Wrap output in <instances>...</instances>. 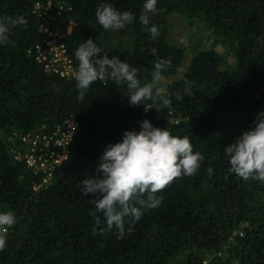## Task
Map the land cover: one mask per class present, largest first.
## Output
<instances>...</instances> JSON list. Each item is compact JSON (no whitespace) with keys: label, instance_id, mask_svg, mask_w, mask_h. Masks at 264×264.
<instances>
[{"label":"trees","instance_id":"obj_1","mask_svg":"<svg viewBox=\"0 0 264 264\" xmlns=\"http://www.w3.org/2000/svg\"><path fill=\"white\" fill-rule=\"evenodd\" d=\"M144 2L0 0V18L27 20L26 26L10 27L12 43L0 45V203L16 218L5 233L0 264H264V183L230 174L224 151L264 111V0H157V12L149 14V27L155 24L161 33L155 40L139 19ZM37 3L63 6L52 11L49 26L64 36L74 65L79 42L97 44L112 32L96 21L100 4L130 11L135 16L130 46L114 57L139 69L142 83L151 81L152 48L159 57L171 58L172 67L162 75L175 76L182 67L184 50L169 43L171 16L190 25L200 22L213 43L168 85V107L145 113L143 105L130 106L127 86L112 80L94 82L81 102L74 78L49 75L36 60V45L45 39L34 12ZM70 22L74 28L69 32ZM217 46L233 58L230 69H223ZM186 80L194 85L191 97L183 94ZM177 92L181 100L175 99ZM72 118L78 127L69 158L52 185L35 192L41 176L24 162L12 161L3 137L14 131L52 134ZM143 120L173 136H188L194 152L204 156L201 168L157 193L164 197L162 204L145 211L131 234L128 218L122 239L115 229L93 234L89 201L95 197L81 195L78 185L95 175L106 147L122 142L125 131L139 132ZM97 215L106 228L103 214Z\"/></svg>","mask_w":264,"mask_h":264},{"label":"clouds","instance_id":"obj_2","mask_svg":"<svg viewBox=\"0 0 264 264\" xmlns=\"http://www.w3.org/2000/svg\"><path fill=\"white\" fill-rule=\"evenodd\" d=\"M156 12L157 0H145L139 19L152 40L161 34L157 25L149 27V14ZM95 18L106 32L123 30L135 21L130 11L121 12L110 3L100 4ZM18 25L26 26L27 20L23 16L0 18V45L12 43L8 35L10 27ZM150 53L156 57L151 81L142 83L138 78L139 69L121 61L119 56L109 59L92 39L79 42L74 52L78 61V68L74 72L77 99L83 102L94 82L112 80L118 85L127 86L124 96L129 98L130 106L143 105L145 113L168 107L170 100L165 95V89L159 85L163 79L162 72L172 67V61L171 58L159 57L156 48H152ZM184 83L183 94L189 97L195 95L193 82L186 80ZM175 99H182L180 92L175 93ZM140 127L139 132L125 131L122 142L109 144L100 157L95 175L85 178L78 185L81 195L95 197L89 201L94 205L90 213L94 218L93 234L97 233V229L101 234L115 229L117 238L122 239L125 236V218H128L127 232L131 234L145 211L157 209L162 204L164 197L157 196V193L166 189L176 178L182 175L191 177L201 168L204 156L198 151L194 152L188 136H173L167 129L156 128L148 120H143ZM224 151L230 174L245 182L264 183V111L258 112L252 127L237 136ZM206 171L211 176L213 168L209 166ZM53 180L54 177L39 191L52 185ZM98 213L103 214L106 228L102 227ZM15 223L13 212H0V251L6 247L5 233ZM233 264H239V261Z\"/></svg>","mask_w":264,"mask_h":264},{"label":"built area","instance_id":"obj_3","mask_svg":"<svg viewBox=\"0 0 264 264\" xmlns=\"http://www.w3.org/2000/svg\"><path fill=\"white\" fill-rule=\"evenodd\" d=\"M53 8L59 12L63 6L37 3L34 7V12L41 22V33L45 35L43 43L36 45V60L43 65L49 75H59L71 80L74 78L78 65H74L73 60L67 54V49L62 43L64 36L53 31L49 26V22L53 20L51 17ZM73 28L74 23L70 22L69 32ZM77 127V121L72 118L52 134L14 132L7 138L6 144L12 161L24 162L27 167L31 168L34 175L41 176L42 182L35 185V191L49 184L57 170L68 160L70 145L76 135L74 131ZM203 264H207V261Z\"/></svg>","mask_w":264,"mask_h":264},{"label":"rangeland","instance_id":"obj_4","mask_svg":"<svg viewBox=\"0 0 264 264\" xmlns=\"http://www.w3.org/2000/svg\"><path fill=\"white\" fill-rule=\"evenodd\" d=\"M61 4H58V6ZM54 11V8H53ZM170 36L169 43L172 46L182 48L184 50V60L179 73L175 76L162 75L163 79L160 82L161 87L165 89V95L168 94V85L174 81L179 80L190 68L191 60L202 50L210 49L213 39L210 37V32L203 27L200 22L190 25L181 16H171L170 19ZM131 25H127L125 29L112 31L110 34H105L100 37L98 47H101L107 53L109 59L114 57L116 52L125 50L130 46ZM216 51L223 60V69H230L234 64V60L223 48L217 46ZM103 53H101V58ZM76 133V130L74 131ZM0 138H2V131H0ZM5 140V138L3 137ZM2 139V140H3ZM3 140V141H4ZM5 205L0 203V212H6Z\"/></svg>","mask_w":264,"mask_h":264}]
</instances>
